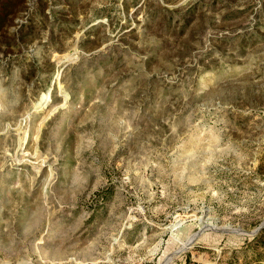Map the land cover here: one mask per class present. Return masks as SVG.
Instances as JSON below:
<instances>
[{
    "label": "rangeland",
    "instance_id": "1",
    "mask_svg": "<svg viewBox=\"0 0 264 264\" xmlns=\"http://www.w3.org/2000/svg\"><path fill=\"white\" fill-rule=\"evenodd\" d=\"M262 224L264 0H0V264H264Z\"/></svg>",
    "mask_w": 264,
    "mask_h": 264
},
{
    "label": "water",
    "instance_id": "2",
    "mask_svg": "<svg viewBox=\"0 0 264 264\" xmlns=\"http://www.w3.org/2000/svg\"><path fill=\"white\" fill-rule=\"evenodd\" d=\"M263 226H264V224H262L261 226H259V227L257 228V230L254 231L253 233L260 231L261 228H262ZM234 231H235V232H243V233H246V231H244V230H234Z\"/></svg>",
    "mask_w": 264,
    "mask_h": 264
}]
</instances>
